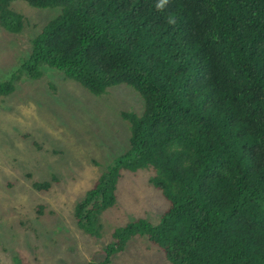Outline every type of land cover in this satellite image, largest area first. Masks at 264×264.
<instances>
[{
  "label": "trees",
  "instance_id": "1",
  "mask_svg": "<svg viewBox=\"0 0 264 264\" xmlns=\"http://www.w3.org/2000/svg\"><path fill=\"white\" fill-rule=\"evenodd\" d=\"M14 1L0 0V25L15 33L26 19ZM21 1L60 9L32 40L31 79L47 65L95 96L126 85L143 101L122 112L129 148L77 203L79 229L100 239L121 170L152 173L169 203L160 224L115 230L87 264H112L136 237L169 264H264V0Z\"/></svg>",
  "mask_w": 264,
  "mask_h": 264
},
{
  "label": "rangeland",
  "instance_id": "2",
  "mask_svg": "<svg viewBox=\"0 0 264 264\" xmlns=\"http://www.w3.org/2000/svg\"><path fill=\"white\" fill-rule=\"evenodd\" d=\"M26 19L20 32L0 25V80L17 76L0 96V264H87L112 244L115 230L138 220L158 225L169 208L151 186L152 173L121 170L117 201L98 220L99 240L76 224L75 208L94 181L129 148L130 124L122 112L143 110L141 97L118 85L95 96L64 73L40 65L31 79L22 66L32 40L60 13L15 0ZM53 182L36 191L33 182ZM112 264H169L146 237L132 238Z\"/></svg>",
  "mask_w": 264,
  "mask_h": 264
},
{
  "label": "clouds",
  "instance_id": "3",
  "mask_svg": "<svg viewBox=\"0 0 264 264\" xmlns=\"http://www.w3.org/2000/svg\"><path fill=\"white\" fill-rule=\"evenodd\" d=\"M158 7H159V5H158Z\"/></svg>",
  "mask_w": 264,
  "mask_h": 264
}]
</instances>
